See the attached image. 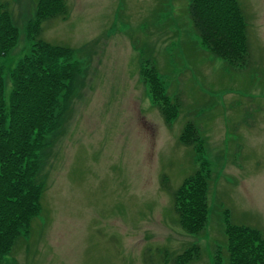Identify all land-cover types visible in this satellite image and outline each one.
<instances>
[{
    "label": "rangeland",
    "instance_id": "374dc122",
    "mask_svg": "<svg viewBox=\"0 0 264 264\" xmlns=\"http://www.w3.org/2000/svg\"><path fill=\"white\" fill-rule=\"evenodd\" d=\"M66 15L39 23L37 0H0L18 29L2 61L11 73L38 41L71 52L61 126L41 153L42 211L0 264L225 263L226 224L264 241V0H238L247 27L246 68L202 44L189 0H64ZM154 74L178 114L170 123L143 75ZM66 92V90H64ZM195 127L202 152L179 138ZM202 171L208 222L200 236L175 222L171 192Z\"/></svg>",
    "mask_w": 264,
    "mask_h": 264
},
{
    "label": "trees",
    "instance_id": "16d2710c",
    "mask_svg": "<svg viewBox=\"0 0 264 264\" xmlns=\"http://www.w3.org/2000/svg\"><path fill=\"white\" fill-rule=\"evenodd\" d=\"M64 0H37L33 32L39 23L65 16ZM187 14L204 47L232 68H246L249 61L247 27L238 0H189ZM9 12L0 9V259L9 254L20 239L30 233L33 219L41 211L44 183L41 153L46 137L61 126L64 101L70 95L74 65L71 52L38 41L11 73L12 91L4 96L2 61L17 41L18 29ZM149 95L170 123L178 106L162 92L154 74L143 75ZM66 90V92H64ZM195 127L185 126L179 141L193 145L196 155L202 149ZM208 180L199 171L171 192L176 224L187 234L200 236L208 222ZM224 250L226 264H264V241L258 232L226 224ZM200 247L192 246L172 258L173 264H190L200 257ZM222 260L217 257L215 264Z\"/></svg>",
    "mask_w": 264,
    "mask_h": 264
}]
</instances>
